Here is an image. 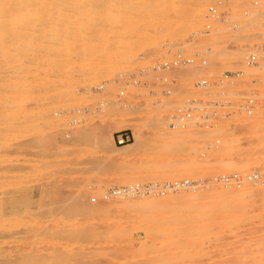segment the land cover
Instances as JSON below:
<instances>
[{
  "label": "rangeland",
  "instance_id": "obj_1",
  "mask_svg": "<svg viewBox=\"0 0 264 264\" xmlns=\"http://www.w3.org/2000/svg\"><path fill=\"white\" fill-rule=\"evenodd\" d=\"M28 1L0 24V264H264V185L212 181L264 174V0ZM187 98L217 115L169 125ZM175 179L208 183L103 196Z\"/></svg>",
  "mask_w": 264,
  "mask_h": 264
},
{
  "label": "built area",
  "instance_id": "obj_2",
  "mask_svg": "<svg viewBox=\"0 0 264 264\" xmlns=\"http://www.w3.org/2000/svg\"><path fill=\"white\" fill-rule=\"evenodd\" d=\"M255 5L258 4L257 1L253 2ZM210 16H220L222 12L218 10L216 6L209 7ZM210 26V25H208ZM239 28V24L234 23L233 29L237 30ZM179 54V53H178ZM260 56L253 52L248 55L247 64H255L259 61ZM189 58H183L182 55H178L174 59L163 60L154 67L159 69H169L174 65H181L185 62H189ZM205 63V61H204ZM245 71H230L225 75V78L232 77V76H241L244 75ZM208 81L206 79H201L197 82V85L206 87L208 85ZM121 95L124 92L120 93ZM253 97L246 96L244 100L245 104L242 106L247 107L246 109H252L251 107L258 103ZM202 102H198L196 99H185V101L179 105L174 115L170 118L169 125L174 127H186L189 123H197L199 121H209L213 116L217 115V111H211L212 108L208 110V107L201 106ZM211 105L214 106H221L223 104L219 103L218 101H211ZM246 110V111H247ZM253 110V109H252ZM133 141V135L128 130H123L117 132L116 134V142L119 145H126ZM212 181L217 184H222L225 187H232V186H242L246 183H251L253 185H264V174L259 171H254L252 173L240 174V173H230L224 175L215 176ZM208 180L199 179L196 181H192L189 179H175L172 181H165V182H149L140 185H129L124 187H111L103 194L104 197H128L133 195H159V196H166L169 193L177 192L180 190H185L189 187H199L202 185H206ZM95 200V198L93 199Z\"/></svg>",
  "mask_w": 264,
  "mask_h": 264
},
{
  "label": "bare ground",
  "instance_id": "obj_3",
  "mask_svg": "<svg viewBox=\"0 0 264 264\" xmlns=\"http://www.w3.org/2000/svg\"><path fill=\"white\" fill-rule=\"evenodd\" d=\"M30 1V0H29ZM28 1V2H29ZM53 1V0H52ZM60 1V0H59ZM27 2V0H0V24L2 25V26H4L5 27V29H4V31L6 30V31H8V28L10 27V25L11 24H13V22H16V24H21V23H24V20H23V18H21V17H15L14 18V16H12V15H14V14H12V13H14L13 11L11 12V10L12 9H10V7H12V6H20V7H22L23 5H25L24 3H26ZM37 2V1H36ZM56 2V1H55ZM61 2V1H60ZM87 2V1H86ZM89 2V1H88ZM104 2V1H103ZM31 3H34V2H31ZM29 3H27V5H28ZM35 4V3H34ZM38 4V3H37ZM84 4H86V3H84ZM83 4V5H84ZM71 5V4H70ZM82 5V4H81ZM32 6H34V5H32ZM89 6H90V4H89ZM25 7H27V6H25ZM37 7V6H36ZM59 7V6H58ZM92 7V6H91ZM90 7V8H91ZM24 8V7H23ZM28 8V7H27ZM30 8V7H29ZM96 8V7H95ZM18 9V8H17ZM31 9V8H30ZM24 10V9H23ZM16 11H18V10H16ZM32 11V10H31ZM20 12V11H19ZM26 12H28V11H26ZM24 13V12H23ZM30 13H32V12H30ZM19 14V13H18ZM27 14V13H26ZM34 15H35V13H33ZM28 15V14H27ZM34 15H32V16H34ZM21 16V15H20ZM27 17V16H26ZM26 17H24V18H26ZM35 17V16H34ZM37 17V16H36ZM29 19H31V17L29 18ZM28 19V20H29ZM27 20V19H26ZM32 20V19H31ZM30 21V20H29ZM15 24V25H16ZM1 26V27H2ZM17 26V25H16ZM20 26V25H19ZM22 26V25H21ZM10 28H12V27H10ZM23 28H25V27H23ZM23 28H21V29H23ZM24 30V29H23ZM6 34V33H5ZM1 39V38H0ZM7 49V48H6ZM6 51V50H5ZM1 53V52H0ZM6 52H4V54H5ZM3 54V55H4ZM2 55V54H1ZM6 57V59L9 57V55H8V57L7 56H5ZM2 61V60H1ZM5 64V63H4ZM248 72L246 71V74H247ZM246 78V77H245ZM248 78V77H247ZM259 86H257L256 88H258V89H256V90H259L262 86H261V84H262V82L261 83H257ZM249 97H253V96H249ZM251 113H252V109L251 110H249ZM177 136L175 135L173 138H171L170 139V141L172 142V143H177ZM170 142V143H171ZM133 145V143H130V144H127L126 146H127V148H129V147H131ZM134 185H139L140 183L137 181V182H135V183H133ZM178 192V191H177ZM152 202H154L153 203V205L155 204V201H152ZM157 202V201H156ZM158 203V202H157ZM19 256V255H18ZM16 261V260H15ZM14 262V261H13Z\"/></svg>",
  "mask_w": 264,
  "mask_h": 264
}]
</instances>
